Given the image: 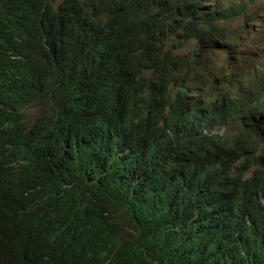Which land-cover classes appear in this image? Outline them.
I'll use <instances>...</instances> for the list:
<instances>
[{"label":"trees","instance_id":"16d2710c","mask_svg":"<svg viewBox=\"0 0 264 264\" xmlns=\"http://www.w3.org/2000/svg\"><path fill=\"white\" fill-rule=\"evenodd\" d=\"M225 6L0 0V264H264L261 38L175 52Z\"/></svg>","mask_w":264,"mask_h":264},{"label":"clouds","instance_id":"9594fccd","mask_svg":"<svg viewBox=\"0 0 264 264\" xmlns=\"http://www.w3.org/2000/svg\"><path fill=\"white\" fill-rule=\"evenodd\" d=\"M59 1V0H55ZM224 0H176V4H182V5H195V4H201V5H209L213 3H218V5H221ZM260 0H237L238 5L233 6L231 4L226 3V6L224 7L225 11L230 13V17L228 19H218L216 20V24L219 28H221V25L225 22H229L233 18H237V24L234 26L232 30L229 32H223L224 36H221V34L216 38L217 45L213 47H209L210 43H206V49L202 50V55L208 54L210 56V59L212 61H216L219 65H222L225 68V63L232 61L236 66L239 67L240 63L237 58L232 59L229 55H227L223 49V47L226 45H237V48L240 49V52L236 53V56H240L241 52H243L244 49L247 48V44L251 42L256 37H260L261 42L258 44V51L259 54L264 58V33L260 30L262 25L261 22L259 23V12H258V3ZM258 2V3H257ZM258 4V5H257ZM213 5L212 7H215ZM205 25L204 32L205 33H211V29L208 24L202 23L200 26L203 27ZM260 25V26H259ZM208 35V34H206ZM184 40V39H183ZM193 49H196L198 51V47L196 45L195 39L190 40H184L183 46L178 48L175 52H179L181 54H184L188 51H191ZM246 50L251 51V48H247ZM243 55V54H242ZM241 55V56H242ZM200 58H204L203 56H200ZM229 58L231 60H229ZM197 59V58H196ZM241 67V66H240ZM225 130L223 129L222 135H224ZM249 175V173H247Z\"/></svg>","mask_w":264,"mask_h":264},{"label":"rangeland","instance_id":"374dc122","mask_svg":"<svg viewBox=\"0 0 264 264\" xmlns=\"http://www.w3.org/2000/svg\"><path fill=\"white\" fill-rule=\"evenodd\" d=\"M225 2H228L229 0H224ZM258 3V2H257ZM262 3H264V0H260L259 1V5H258V8H259V6L262 4ZM212 10V9H211ZM213 11H215L214 9H213ZM237 24V19H234L232 22H231V26L232 27H234L235 25ZM261 25L262 26H264V22H261ZM222 28L223 29H225V23H223L222 25ZM202 29L204 30L205 29V25H203V27H202ZM195 36H196V34H195ZM203 46V48H204V44L202 45ZM232 46L233 45H231V46H228V45H226L225 44V47L226 48H224L225 50V53L227 54V55H229L232 59H234V58H237L238 60H240V59H242L243 58V56H236L235 54L236 53H238V52H240V49H238L237 48V45H235V47L237 48H234V49H231L232 48ZM257 57H259L258 55H256ZM260 58V57H259ZM240 63V62H239ZM230 66H233L236 70H239V71H247V70H251V68H246V69H244L243 68V66H242V64L240 63V66H242V68H238V66H236L232 61H230L229 62V64H228V67H230ZM194 88H193V84H191V87H190V92H191V94H194V90H193ZM220 111L223 113V112H225V110L223 109V108H220Z\"/></svg>","mask_w":264,"mask_h":264},{"label":"bare ground","instance_id":"6f19581e","mask_svg":"<svg viewBox=\"0 0 264 264\" xmlns=\"http://www.w3.org/2000/svg\"><path fill=\"white\" fill-rule=\"evenodd\" d=\"M226 3H228V4H231V5H233V6H237L238 5V3H237V1H234V0H229L228 2H226ZM259 10H258V12H259V16H262V17H260V20H259V23L260 22H264V3H262L260 6H259V8H258ZM227 23L225 22V25H226ZM260 26V25H259ZM229 27H231V28H233L231 25L229 26ZM261 28H264V26H262ZM199 29V28H198ZM254 40V39H253ZM203 44H197V46H198V52H197V55L199 56H203L202 55V50H204V48H203V46H202ZM235 45H233L232 47H234ZM225 50V49H224ZM253 55V54H252ZM204 58H206V55H204L203 56ZM259 58V57H258ZM239 62L241 63V64H243V58L242 59H240L239 60ZM260 65V63H248L247 64V67L248 68H251V70H257V66H259ZM239 68V67H238ZM244 69H246V68H244ZM237 71H239V70H237ZM194 90V89H193ZM194 95V94H193ZM242 136H240V135H238V138H241ZM262 163V162H261Z\"/></svg>","mask_w":264,"mask_h":264}]
</instances>
